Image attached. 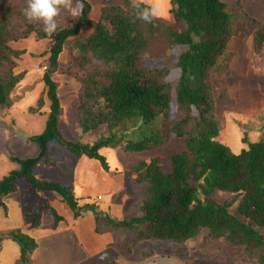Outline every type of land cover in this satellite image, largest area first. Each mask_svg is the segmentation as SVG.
<instances>
[{"label": "trees", "instance_id": "1", "mask_svg": "<svg viewBox=\"0 0 264 264\" xmlns=\"http://www.w3.org/2000/svg\"><path fill=\"white\" fill-rule=\"evenodd\" d=\"M102 1L106 5L94 20L89 0H74V5H82L80 14L73 18L62 10L56 18L57 31L48 36L41 22L24 16L27 0H0V107L11 109L22 100L13 96L27 75L21 71V61L28 59L40 69L38 60L43 58L47 70L41 81L42 94L28 112L38 115L45 108L48 112L41 134L22 135L38 148V155L29 159L9 156L17 169L0 182V207L6 209L5 197L17 190L15 181L24 179L38 206L35 214L27 215L32 227L40 225L45 210H50L57 222L61 220L40 198L39 193L46 191L68 204L76 217L92 212L98 223L131 231L138 242L185 244L206 230L212 240L224 239L232 247H245L264 264V140L245 142L247 147L239 153L218 141L221 128L209 79L219 68L230 40L238 35L227 5L222 0H170L174 23L161 15L145 23L136 18L131 0H121L123 5ZM252 33L253 50L264 57V25ZM15 46H31L32 51L16 50ZM177 49L181 51L174 61L172 52ZM65 52L67 65L60 62ZM155 62L164 65L143 64ZM175 71L180 76L170 82ZM56 75L74 78L81 85L72 122L79 127L75 141L66 137L63 127ZM88 138L93 143L85 142ZM172 138L185 143L186 150L171 157L169 171L159 158L126 170L128 178L136 177L134 183L147 190L141 217L134 214L117 221L96 203L79 206L72 187L35 177L41 162L58 165L50 160L54 144L71 153L73 159L98 161L110 175L102 149L152 153L169 145ZM216 193L230 194L234 199L221 203L214 198ZM7 239L20 246V264H28L38 248L36 241L21 230L0 236V244ZM135 246L123 241L116 250L130 258ZM110 252L98 264H115Z\"/></svg>", "mask_w": 264, "mask_h": 264}, {"label": "rangeland", "instance_id": "2", "mask_svg": "<svg viewBox=\"0 0 264 264\" xmlns=\"http://www.w3.org/2000/svg\"><path fill=\"white\" fill-rule=\"evenodd\" d=\"M222 1L227 5L230 14L233 15V25L238 35L230 40L226 55L221 59L219 68L210 73L209 79L216 104L215 117L221 128L218 141L227 145L230 144L232 151L239 153L247 147V143L264 140V57L255 54L252 35L253 31L264 25V0ZM89 2L93 7L90 18L98 20L101 9L106 4L102 0H89ZM147 2L148 0H145V3ZM166 2L167 0H160L161 17L168 22L174 23V17L169 12L171 8L170 1L167 2L169 6L168 12H165L167 10ZM109 4L123 5L121 0H110ZM85 32L82 35L89 33L88 31V33ZM45 47L46 50L49 48V46ZM45 47L38 51H43ZM15 48L16 50L26 49L28 52L32 51L31 46H15ZM180 51L181 49H177L172 52L174 61H177ZM67 57V52L61 55L60 62L63 65L68 64ZM27 60L23 59L21 61V71L27 73L25 81L13 94L16 97L14 99L21 98L22 100H18L11 109L3 110L0 107V182L11 171L17 169V165L9 157L10 155L23 159L33 158L38 155V148L29 143L26 138H21L20 135L37 136L46 127L48 117L46 108L38 115L30 114L28 109L36 105L42 94L43 83L41 81L47 70L45 69L47 65L44 59L41 58L40 61L38 60L41 64L40 69H38L36 67L37 64H31ZM143 64H145V67H162L164 65L162 62ZM179 76L180 72L175 71L170 76L169 81L173 82ZM54 80L59 85L58 94L62 99L61 104L64 109L63 127L67 132L66 137L69 140H74L77 137L76 134L79 131V127L72 124L74 120L73 114H77L76 110L79 107L81 85L74 78L63 77L62 75H56ZM175 116L176 114L173 117ZM126 133H130V131H126ZM85 142L93 143V139L88 138ZM184 144L182 141L172 138L169 145L154 152L152 151V153L128 154L122 149L116 151L115 155L105 152L107 160H110L109 162L115 165V167L111 166V169L117 170V172L113 171L114 175H116L113 178L118 177V173L123 175L126 178L127 193H135L130 204L135 210L134 214L136 217L144 215L142 207L148 199V194L146 188L137 186L134 183L136 177H127L126 170L142 161L149 163L153 158H159L164 162L166 171H169L171 157L174 154L184 152L186 150ZM64 151L66 155L60 151L57 154V149L54 146L50 147V160L57 162L60 165V170L56 166L52 167L45 162H41L35 169V177L38 181L52 182L54 180L50 177L52 168L58 170L57 175L59 173L71 174L74 171L75 163L73 158L71 159L70 157L71 153ZM77 161L79 160H76V163ZM48 173L51 174L49 175ZM66 180L67 178H56V181L62 182L63 185ZM14 184L17 186L15 192H23L30 198L28 199V207L29 212H31L30 207L34 206L35 202L31 199L29 192L30 184L24 179L15 181ZM135 184L137 187H135ZM65 186L71 188L70 184ZM119 186L121 188L122 184H119ZM214 198L223 203L233 200L234 196L226 193H216ZM119 240L115 241L113 246L109 248L110 250L108 249V251H111V256L117 254L116 245L120 242ZM169 253L170 255H176L182 261H193V263L199 264H260L258 259L247 251L245 247H232L224 239L212 240L206 230H203L196 239L185 244L144 240L138 243L134 254L142 259L143 263L141 264H160L162 259L169 257V255L166 256ZM184 256L186 258H183ZM117 261L120 262V260ZM168 263L169 261L165 264ZM123 264L126 263L124 262Z\"/></svg>", "mask_w": 264, "mask_h": 264}, {"label": "crops", "instance_id": "3", "mask_svg": "<svg viewBox=\"0 0 264 264\" xmlns=\"http://www.w3.org/2000/svg\"><path fill=\"white\" fill-rule=\"evenodd\" d=\"M169 1L167 0V2ZM167 2L165 3L166 13L169 8ZM159 15L162 14L159 13ZM22 135L20 137L25 139ZM54 147L57 149V154L60 151L66 155L64 149L60 146L54 144ZM105 152L116 154L115 150L104 148L100 151V154L106 159L108 158ZM73 160L75 169L67 176L64 173L57 175L58 170L52 168V174L48 173L51 174V179H54L52 182H57L56 178L58 177L67 178L64 185L60 181L57 183L63 186L66 184L71 185L79 206L95 203V198L101 196L103 198L102 202L96 203L99 209L117 221L122 222L134 215L135 210L132 208L130 201L135 193H127L126 178L123 175L118 173V177L113 178L116 176L114 172H117V170L111 169V166L115 167V165L110 163V160H107L110 163V175L103 170L101 164L96 160L87 157L78 159L77 163L76 159ZM56 168L60 170V165H57ZM119 184H122L121 188H119ZM39 196L44 203L46 202L50 208L56 211L61 218L59 222L56 221L55 215L50 210H45L41 213V223L38 227L28 225L27 215L35 214L38 206L34 204L30 207L31 212H29L28 199L30 198L23 192L9 194L4 199L6 209L3 206L0 207V236L21 230L24 235L34 239L38 244V248L29 257L28 264H98L105 254L110 252L108 249L120 238L118 244L123 243V241L136 243L132 258L125 257L124 259V256L117 252L116 255L112 254L111 261L115 260V264L121 262L122 264L124 262L126 264L143 263L142 259L134 254L138 241L137 236L131 231H119L112 227L109 228L102 221L98 223L95 214L92 212H84L83 215L76 217L69 205L63 203L56 194L42 191ZM0 245V264H20L21 248L17 243L7 239ZM168 255L167 259H162L163 264L167 261H169L168 264H199L193 263V261H182L176 255H170V253L166 254V256ZM117 260H120V262ZM162 261H160V264H162Z\"/></svg>", "mask_w": 264, "mask_h": 264}, {"label": "clouds", "instance_id": "4", "mask_svg": "<svg viewBox=\"0 0 264 264\" xmlns=\"http://www.w3.org/2000/svg\"><path fill=\"white\" fill-rule=\"evenodd\" d=\"M131 7L135 10L137 19L145 23H151L159 16L160 0H148L147 3H145V0H131ZM81 9L82 5L79 2L74 5V0H27V6L23 10V14L29 21L41 22L45 34L52 36L57 31L56 18L62 10L69 12L75 18L80 14ZM102 200L98 201L97 197L95 203L102 202Z\"/></svg>", "mask_w": 264, "mask_h": 264}, {"label": "built area", "instance_id": "5", "mask_svg": "<svg viewBox=\"0 0 264 264\" xmlns=\"http://www.w3.org/2000/svg\"><path fill=\"white\" fill-rule=\"evenodd\" d=\"M46 69V68H45ZM102 200V197H98V201H101Z\"/></svg>", "mask_w": 264, "mask_h": 264}, {"label": "bare ground", "instance_id": "6", "mask_svg": "<svg viewBox=\"0 0 264 264\" xmlns=\"http://www.w3.org/2000/svg\"><path fill=\"white\" fill-rule=\"evenodd\" d=\"M28 190V189H27ZM41 200V199H40ZM49 206V205H48ZM105 216V215H104Z\"/></svg>", "mask_w": 264, "mask_h": 264}]
</instances>
